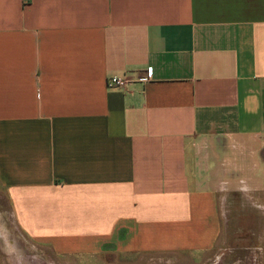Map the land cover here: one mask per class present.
Returning a JSON list of instances; mask_svg holds the SVG:
<instances>
[{"label": "crops", "instance_id": "0c3cea01", "mask_svg": "<svg viewBox=\"0 0 264 264\" xmlns=\"http://www.w3.org/2000/svg\"><path fill=\"white\" fill-rule=\"evenodd\" d=\"M10 234L41 264H201L250 234L264 264V0H0Z\"/></svg>", "mask_w": 264, "mask_h": 264}, {"label": "rangeland", "instance_id": "374dc122", "mask_svg": "<svg viewBox=\"0 0 264 264\" xmlns=\"http://www.w3.org/2000/svg\"><path fill=\"white\" fill-rule=\"evenodd\" d=\"M10 236H12V238L14 239V242H16L15 244V248L11 247V246H5V245H0V247H4V251L0 257L6 258V262L7 264H21V262H19L20 260H18V256L19 257H23L25 259V261L29 260V259H34L37 258V256H32L33 255V250L32 247L27 245L21 238L19 235L17 234H10ZM250 234L247 235L246 237H239L236 236L232 239V246L236 247V249H232V250H225V249H221V250H217L216 254L213 255L212 257H210L209 259H206L205 261H203L201 264H261V259L257 260L255 259L257 251L254 249H241L239 247L248 245L252 246L255 241L251 239ZM236 238V239H235ZM12 239V240H13ZM234 247V248H235ZM16 252V253H15ZM37 253H34V255ZM31 255V256H30ZM4 260V259H3ZM39 260V259H38ZM40 261V260H39ZM47 261H49L47 259ZM47 261L43 260V264H49V263H56V264H62L58 261H49V263ZM86 264H99L98 260L96 259H91L88 258V260H85ZM111 259L108 260V264H111ZM118 262H120L119 264H198L195 263L191 258H185V259H141V258H134L133 256H123L121 257ZM54 263V264H55Z\"/></svg>", "mask_w": 264, "mask_h": 264}, {"label": "built area", "instance_id": "2783aa9c", "mask_svg": "<svg viewBox=\"0 0 264 264\" xmlns=\"http://www.w3.org/2000/svg\"><path fill=\"white\" fill-rule=\"evenodd\" d=\"M31 0H25V4L30 3ZM149 81V78L147 77H141L139 79V82L141 83H147ZM133 80L131 77L127 74L123 76H112L107 80V87L110 89H122L127 90L128 87L132 84Z\"/></svg>", "mask_w": 264, "mask_h": 264}, {"label": "bare ground", "instance_id": "6f19581e", "mask_svg": "<svg viewBox=\"0 0 264 264\" xmlns=\"http://www.w3.org/2000/svg\"><path fill=\"white\" fill-rule=\"evenodd\" d=\"M20 260H21L22 264H41V262L38 260V258L29 259V260L25 261V259L21 256Z\"/></svg>", "mask_w": 264, "mask_h": 264}]
</instances>
